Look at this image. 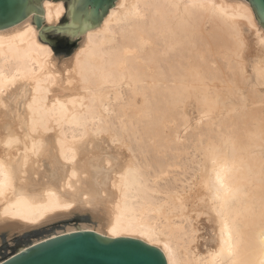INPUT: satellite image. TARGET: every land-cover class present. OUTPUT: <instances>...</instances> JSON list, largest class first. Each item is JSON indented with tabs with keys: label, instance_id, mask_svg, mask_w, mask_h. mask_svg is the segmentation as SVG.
Returning <instances> with one entry per match:
<instances>
[{
	"label": "bare ground",
	"instance_id": "obj_1",
	"mask_svg": "<svg viewBox=\"0 0 264 264\" xmlns=\"http://www.w3.org/2000/svg\"><path fill=\"white\" fill-rule=\"evenodd\" d=\"M41 9V28L65 13ZM31 15L0 29V236L83 214L27 246L89 230L167 264H264V28L250 4L115 0L58 70Z\"/></svg>",
	"mask_w": 264,
	"mask_h": 264
},
{
	"label": "water",
	"instance_id": "obj_2",
	"mask_svg": "<svg viewBox=\"0 0 264 264\" xmlns=\"http://www.w3.org/2000/svg\"><path fill=\"white\" fill-rule=\"evenodd\" d=\"M49 1V0H48ZM61 1L65 13L54 27L42 25V0H0V29L15 26L31 15L38 39L60 59L69 54L79 35L97 27L115 0ZM264 28V0H246ZM0 264H167L163 253L138 239L108 238L94 231L61 234L8 256Z\"/></svg>",
	"mask_w": 264,
	"mask_h": 264
},
{
	"label": "rangeland",
	"instance_id": "obj_3",
	"mask_svg": "<svg viewBox=\"0 0 264 264\" xmlns=\"http://www.w3.org/2000/svg\"><path fill=\"white\" fill-rule=\"evenodd\" d=\"M77 43H78V41L76 40L74 47L69 52V54L60 58V59H58L55 56V54L51 48V45H49L50 49L52 50L53 62L55 63L54 70H58V69L62 68L63 66H65L66 63H64V62L68 61L70 55L72 54V52L76 48ZM56 76L57 77L59 76V79H60V78H62L61 77L62 73H56ZM188 114H189L190 118H192V119H194L196 116L195 111H189ZM86 222H87V224L90 223V221L88 220V218L85 215L77 214L76 216H73L71 218L59 221V222L54 223L48 227L40 228L37 230H30V231L23 232L20 235H15L10 240H7V237L5 235H1L0 236V261L7 258L11 254H13L18 248H21L23 246H27L28 244H30L34 240L44 238L45 236L54 234L57 231L59 232V231L64 230V228H66L67 225H69L67 227H76L77 225H80V224H86ZM201 234H202L204 240H207L212 235L209 228L207 227V225L205 226V229L201 231Z\"/></svg>",
	"mask_w": 264,
	"mask_h": 264
}]
</instances>
